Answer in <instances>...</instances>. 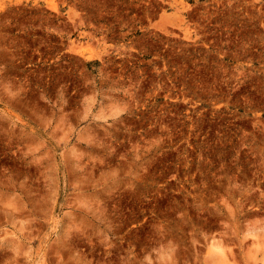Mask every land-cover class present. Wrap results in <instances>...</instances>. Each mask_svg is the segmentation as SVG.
<instances>
[{
  "label": "rangeland",
  "instance_id": "obj_1",
  "mask_svg": "<svg viewBox=\"0 0 264 264\" xmlns=\"http://www.w3.org/2000/svg\"><path fill=\"white\" fill-rule=\"evenodd\" d=\"M60 25L139 56L145 88L110 135H79L81 102L67 122L38 101ZM3 69L0 264H264V0H0ZM148 176L212 192L213 216L142 212L124 194Z\"/></svg>",
  "mask_w": 264,
  "mask_h": 264
},
{
  "label": "crops",
  "instance_id": "obj_2",
  "mask_svg": "<svg viewBox=\"0 0 264 264\" xmlns=\"http://www.w3.org/2000/svg\"><path fill=\"white\" fill-rule=\"evenodd\" d=\"M57 33L60 39L57 42V50L51 56L53 67L50 76L47 74L40 84L36 83L38 101L60 106L61 114L65 115L60 120L67 122L76 119L74 107L76 103L81 102L82 109L78 112L81 116L77 119H81L85 124L79 135L84 140L97 135L102 136L104 132L110 135L112 130L108 126L116 127L117 122L122 120L123 104H128L129 101L128 90L145 88L142 86L144 81L142 82L138 73L144 69L139 65V56L127 49L122 50L123 39L108 40L105 43L108 46L103 47L89 38L74 41L76 37H73L74 32L68 26L66 28L60 25ZM68 34L72 37H68ZM52 45L54 47V43ZM0 73H2L0 79V88L3 89L2 99L8 104L11 83L14 81L10 80L6 70L3 69ZM98 128H101V131ZM145 165L150 169L156 164L145 163ZM162 181L158 184L169 186L168 194H159L155 179L148 176L135 184V191L124 196L133 201L146 202L142 212L146 210L148 214L156 216L161 214L169 218L170 224L177 226L181 223L186 225L188 208H203L202 205L195 203L197 201L206 200L208 203L205 207L210 212L207 219L213 216L212 206L217 199L215 194L187 193L181 187L179 178L170 181L164 178ZM160 201L165 202L162 208L158 207ZM196 221L195 229H199L200 232L205 230L208 234L214 232L213 225L216 224L211 222L212 220Z\"/></svg>",
  "mask_w": 264,
  "mask_h": 264
}]
</instances>
